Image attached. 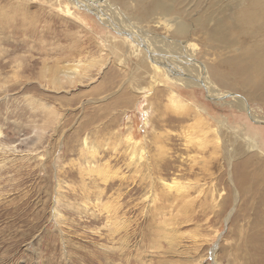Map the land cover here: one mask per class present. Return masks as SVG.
I'll list each match as a JSON object with an SVG mask.
<instances>
[{"label": "rangeland", "instance_id": "obj_1", "mask_svg": "<svg viewBox=\"0 0 264 264\" xmlns=\"http://www.w3.org/2000/svg\"><path fill=\"white\" fill-rule=\"evenodd\" d=\"M113 4L107 14L131 17ZM95 9L0 0V264H252L244 249L264 248L250 242L264 102L247 100L263 118L253 121L224 89L214 101L160 69L148 94L155 65L141 63L143 45ZM191 43L196 61H217ZM175 96L188 107L170 105ZM244 162L260 177L249 191L237 177Z\"/></svg>", "mask_w": 264, "mask_h": 264}, {"label": "bare ground", "instance_id": "obj_2", "mask_svg": "<svg viewBox=\"0 0 264 264\" xmlns=\"http://www.w3.org/2000/svg\"><path fill=\"white\" fill-rule=\"evenodd\" d=\"M115 1L73 0L78 7L94 4L96 12L105 18L103 23H106V26L123 30L124 35L130 37L131 41L143 45L145 56L142 57L141 63L145 60L155 65L152 68L154 73H149L152 85L148 88V94L163 83L158 77L160 69L167 82L189 88L202 87L214 101H224L222 97L216 96L218 91L224 89V92L228 93L225 98L235 100L231 105L240 110H247L253 121L263 120L255 111L252 112L251 107L246 108V105L248 99L264 102V0H131L133 8L129 0ZM113 3L131 12V17L125 12L116 13V10L107 14V10L103 8L106 6L110 9ZM154 25L164 27L169 33V39L149 31L148 28L154 30ZM193 40L201 41L208 50L217 51V61H208L205 66L196 61L191 45ZM243 42L246 43L241 44ZM202 67L205 70L202 71ZM58 71L63 74L66 72L61 69ZM213 87L216 90H213ZM234 91L242 92L247 98L235 97V94H231ZM170 105L176 109H183V105L188 107L179 96L170 98ZM165 121L179 124L183 120L168 118ZM199 125L200 128L203 125L200 132L208 133L209 130L206 129L209 128L204 129V123ZM222 130H227L225 123H222ZM250 147L255 146L251 144ZM247 165L248 162L241 164L242 172L237 175L244 191H249L251 186H260V177L255 179L246 174L244 169ZM186 195L188 196L184 193L182 196L186 198ZM261 198L262 204L259 210L255 211L253 224L256 232L250 242H258L263 246L264 194ZM170 244H174L173 239ZM244 251V260L249 257L252 264H264V248L254 246L253 249L249 247Z\"/></svg>", "mask_w": 264, "mask_h": 264}]
</instances>
